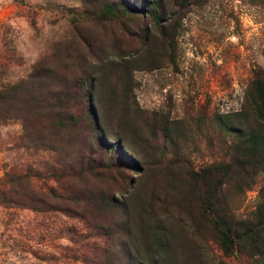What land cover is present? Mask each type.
I'll use <instances>...</instances> for the list:
<instances>
[{
    "label": "rangeland",
    "instance_id": "1",
    "mask_svg": "<svg viewBox=\"0 0 264 264\" xmlns=\"http://www.w3.org/2000/svg\"><path fill=\"white\" fill-rule=\"evenodd\" d=\"M106 2L0 0V264H264V0Z\"/></svg>",
    "mask_w": 264,
    "mask_h": 264
},
{
    "label": "trees",
    "instance_id": "2",
    "mask_svg": "<svg viewBox=\"0 0 264 264\" xmlns=\"http://www.w3.org/2000/svg\"><path fill=\"white\" fill-rule=\"evenodd\" d=\"M116 0H107V2L104 4L103 6V13L114 17L116 16V7H114L112 4L115 3ZM151 17L153 18V20L155 22H160V17L155 14V13H151ZM36 76H33V79H35ZM23 84H18L15 85L11 91H8V89L6 88H1L0 89V101L2 100H7V99H14L16 94H19L18 90H20L22 88ZM260 90V88H259ZM262 90V89H261ZM54 101L55 104L58 105L57 103V96H54ZM263 99V96L262 98ZM29 100L35 105V112L39 113L44 107L47 106L43 105V101H42V92L40 90H32L31 91V97L29 98ZM262 104H264L261 101ZM93 105H91L92 108ZM93 111V108H92ZM96 123H97V119L95 118ZM56 121V125L60 127H62L63 125H65V121L61 118L59 119H55ZM55 123V122H54ZM229 122L226 121L224 122V125L226 127L227 130L229 131H234L236 132V134L238 136H240L241 142H242V146H246L247 149H249L251 152H255L258 155H262L264 157V124H260L257 123L256 127L255 126H242L239 128H231L228 124ZM234 129V130H233ZM227 232L224 231L225 235H229L228 233L231 232V228L227 227ZM247 234H250V236H253V228L251 229L250 233H245V234H241L240 236H237L238 240H242L243 238H245L247 236ZM245 235V236H244ZM230 240V239H229Z\"/></svg>",
    "mask_w": 264,
    "mask_h": 264
}]
</instances>
